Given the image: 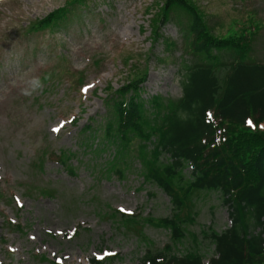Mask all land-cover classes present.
Here are the masks:
<instances>
[{
    "label": "rangeland",
    "instance_id": "1",
    "mask_svg": "<svg viewBox=\"0 0 264 264\" xmlns=\"http://www.w3.org/2000/svg\"><path fill=\"white\" fill-rule=\"evenodd\" d=\"M68 1L0 0V264H94L113 254L102 264H137L148 249L166 245L183 253L195 245L190 235L184 245L173 244L169 229L148 223L147 243L112 219L114 209L170 216V197L141 173L124 179L104 173L101 157L82 144L86 125H102L108 94L145 69L143 97H181L182 58L190 59L182 54L183 31L175 19L163 27V36L177 41L166 58L165 41L152 45L147 12L164 0H87L58 28L28 32ZM195 2L216 35L251 20L261 26L250 58L264 62V0ZM62 153L75 173L52 158ZM196 199L198 214L188 229L208 262L216 251L203 231L228 228L229 209L219 191H202ZM10 221L23 229L14 230Z\"/></svg>",
    "mask_w": 264,
    "mask_h": 264
},
{
    "label": "trees",
    "instance_id": "2",
    "mask_svg": "<svg viewBox=\"0 0 264 264\" xmlns=\"http://www.w3.org/2000/svg\"><path fill=\"white\" fill-rule=\"evenodd\" d=\"M86 2L68 1L34 21L28 32L58 28L70 19L72 7ZM147 12L152 15V43L166 42V58L177 51V41L163 36L164 25L175 19L183 31L182 54L190 59L182 58V95L143 97L149 73L145 69L108 94L102 125H86L89 134L82 144L87 142L84 146L101 157L98 166L104 173L124 179L134 171L160 187L170 197L173 213L156 219L114 209L110 216L147 243L152 242L143 231L148 223L169 229L173 244L184 245L192 237L195 245L183 253L171 245L148 249L140 264H203L198 237L188 223L198 214L196 197L202 191H219L232 225L221 232L203 231L215 245L210 264H264V62L250 58L261 26L251 20L228 35H216L195 0H164ZM66 155L57 160L75 173ZM43 163L41 159L38 164Z\"/></svg>",
    "mask_w": 264,
    "mask_h": 264
},
{
    "label": "snow or ice",
    "instance_id": "3",
    "mask_svg": "<svg viewBox=\"0 0 264 264\" xmlns=\"http://www.w3.org/2000/svg\"><path fill=\"white\" fill-rule=\"evenodd\" d=\"M54 131H59V129H54Z\"/></svg>",
    "mask_w": 264,
    "mask_h": 264
}]
</instances>
